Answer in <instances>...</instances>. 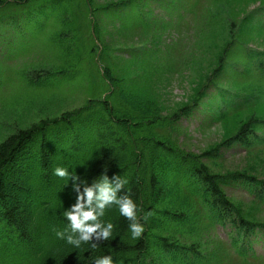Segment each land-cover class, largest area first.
I'll list each match as a JSON object with an SVG mask.
<instances>
[{
  "label": "trees",
  "instance_id": "16d2710c",
  "mask_svg": "<svg viewBox=\"0 0 264 264\" xmlns=\"http://www.w3.org/2000/svg\"><path fill=\"white\" fill-rule=\"evenodd\" d=\"M7 4L0 5V31L6 33L0 37L2 56L12 61L10 55L19 60L24 54L35 56L31 62L21 60L18 87L8 100L22 110L40 95L60 109L31 121L6 114L8 106L0 110V128L7 133L0 138V264H93L105 255L114 264H226L229 251L243 261L253 258L249 240L258 228L264 234V224L253 222V214L236 205L226 189L241 186L254 203L264 205V180L246 171L216 174L211 166L221 160L220 151L235 145L251 155L264 145V61L239 72L237 62L245 60L241 33L233 31L236 22L221 19L219 30L205 36V49L215 41L206 74L203 61L192 65L195 51L191 54L187 62L202 73L193 79L190 99L166 113L154 84L174 59L173 46L158 40L163 30H176L174 8L169 21H157L144 11L149 0L98 8L93 0ZM107 20L120 29L151 33L155 50H132L128 63H119L122 58L113 56L102 28ZM245 53L255 58L246 48ZM2 76L0 70V83ZM225 78L228 96L221 86ZM213 87L223 107L216 117L239 120L223 144L194 154L181 146L179 124ZM240 93L245 96L238 99ZM79 95L83 104L70 106ZM57 167L67 168L79 181L55 175ZM103 175L113 184L127 181L117 195H129L138 205L144 232L132 239L130 221L113 204L99 218L114 224L113 235L108 240L93 236L75 248L56 236L68 227L63 213ZM218 226L233 230L229 243L215 242Z\"/></svg>",
  "mask_w": 264,
  "mask_h": 264
},
{
  "label": "rangeland",
  "instance_id": "374dc122",
  "mask_svg": "<svg viewBox=\"0 0 264 264\" xmlns=\"http://www.w3.org/2000/svg\"><path fill=\"white\" fill-rule=\"evenodd\" d=\"M10 0H0V5L7 4ZM124 0H93L94 5L98 8L105 4H114ZM145 1V0H143ZM150 7H145L144 11L149 12L155 20L169 21V13L174 8V16L176 30L172 27L168 30H163L158 40L161 39L162 45L173 46L172 53L174 59L171 67H169L163 79H159L154 85L155 91L162 98L161 105L164 112L174 110L181 104L187 102L193 94V79L199 76L200 73L206 74L209 71L210 62L213 59L211 42L209 50L203 47L205 36L210 32L213 33L219 30V21L229 20V24L236 22L233 31L234 34L241 33V41L243 46L255 56L253 59H247L249 53H245L243 57L245 61H238L239 72L244 67L249 65L251 68H259V62L264 61V57H258V54L264 55V0H149ZM8 9L12 8L7 4ZM187 7V11L184 8ZM179 22V23H178ZM243 22V23H242ZM106 33L108 44L112 48V54L123 65L128 63L127 60L131 57L132 50H155L153 46L152 34H145L137 28L120 29V26L114 22L106 21L102 25ZM238 29V30H237ZM237 30V32H235ZM6 33L0 31V37H4ZM0 46L2 43L0 42ZM4 48V46L2 47ZM203 48V49H202ZM195 51V57L192 59V65L195 66L201 60L203 61L201 68L202 72L197 71L187 61L191 54ZM4 51L0 49V70L3 76L0 83V110L6 106L10 107L6 114L14 115L13 118L23 116L27 121L38 119L46 114H53L60 109L58 104L53 99L44 100L43 97H36L31 102L19 108L17 101L10 102L8 97L12 95L11 90L18 87L17 70L22 65L21 60L28 59L26 62H31L35 56L22 55L20 60L16 56L10 55L12 60L4 58ZM236 65V66H237ZM208 70V71H207ZM205 72V73H204ZM192 76H194L192 78ZM228 78L221 82L224 87V95H230L228 87ZM234 91V90H233ZM217 94L216 88L208 91V97L202 102V105L195 110L190 118L183 119L179 127L182 132L179 136L181 146L188 152L194 154H203L205 151L216 148L227 140V133L232 125L238 122V118L218 119L216 113L223 109L220 105V100L215 99ZM245 94L240 93L237 97L241 99ZM77 96L70 106H76L83 102ZM79 99V100H76ZM52 100V101H49ZM12 118V119H13ZM219 120V121H218ZM1 136H6L5 129L0 128ZM231 133H233L231 131ZM264 137V132L261 135ZM228 142V141H227ZM221 152H224L221 153ZM252 154L245 150L240 145L233 146L230 150L220 151L222 158L217 165L212 164V170L216 174L226 172H249L251 176L260 180H264V145L260 148L252 149ZM259 155L261 158H257ZM226 194L234 203L248 210L253 214V222L256 224H264V205L254 203L252 198L243 187L233 185L226 189ZM255 204V206L253 205ZM253 207V211L248 207ZM233 235L231 227H216L213 231L215 242H228ZM249 242L252 243L250 248L251 254L254 257H248V261H243L237 256H233L229 251L228 256L224 259L226 264H264V234L263 229L258 228L254 237H251Z\"/></svg>",
  "mask_w": 264,
  "mask_h": 264
},
{
  "label": "clouds",
  "instance_id": "9594fccd",
  "mask_svg": "<svg viewBox=\"0 0 264 264\" xmlns=\"http://www.w3.org/2000/svg\"><path fill=\"white\" fill-rule=\"evenodd\" d=\"M54 174L67 180L75 179L79 181V177L69 173L67 168L57 167ZM126 183V180H121L120 183L113 184L109 181L107 175H103L102 182L98 181L91 187H86L84 192L80 193L79 202L73 206V209L63 213L69 222L68 227L63 231H57L56 236L64 239L75 248H79L82 242L92 241L93 236L97 240H108L113 235L114 224L101 221L99 218L105 215L106 208L114 204L118 207L120 215L130 221L131 238H140L144 232V225L139 222L138 205L129 195H117ZM75 187L78 189L79 184L77 183ZM97 189L99 190L98 194ZM94 199L96 206L91 207ZM86 206H88L87 210H85ZM151 215L150 211L144 214L145 222ZM95 246V243H93V247ZM93 264H114V261L111 256L105 255L96 258Z\"/></svg>",
  "mask_w": 264,
  "mask_h": 264
}]
</instances>
